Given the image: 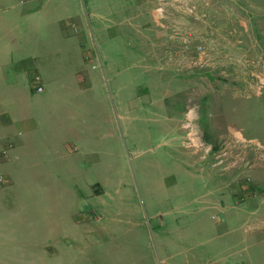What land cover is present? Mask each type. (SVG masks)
Segmentation results:
<instances>
[{"label": "rangeland", "instance_id": "obj_1", "mask_svg": "<svg viewBox=\"0 0 264 264\" xmlns=\"http://www.w3.org/2000/svg\"><path fill=\"white\" fill-rule=\"evenodd\" d=\"M203 1L206 8L212 4V0H81L85 26L77 10L54 13L57 21L52 29L41 28L39 36L31 39L39 41L44 53L56 48V43L58 48L71 52L72 43L86 38L87 59L83 61L79 85L92 89L91 119L95 124L94 120L99 121L101 114L113 108L114 115L116 110L120 115V125L114 137L93 125L92 140L84 142V148L70 139L73 151L68 146L59 154L48 146L55 148L60 141L57 122L64 105L54 106L52 102L42 109L35 99L32 104L28 102V116L39 124L32 143L17 150V145L8 141L0 150V264H219L224 260V248L219 244L232 236L236 238L237 231L218 236L238 226L222 230L212 218V211L202 215L193 212L197 205L190 192L196 190L195 184L175 167L178 156L170 154L164 112L144 104H139L138 110L133 107L137 97H142L144 103V93L154 85L149 72H167L165 52L159 43L157 48L151 45V30L159 21L168 26L174 51L172 72H205L203 93L177 97L179 109L196 110L197 126L209 144L219 146L228 141L240 151L237 168L224 172L241 188L237 199L249 186L258 191V196L264 193L257 189L260 181L252 177L253 170L245 168L247 161L254 170L264 164V152L256 149L264 146V113L247 114V106L264 103V86L260 87L263 75L247 72L249 62L246 55L240 54H244L245 46L241 51L234 50L238 56L232 55L230 60L236 70L242 68L244 72L220 71L230 64L226 66L216 51L226 52L228 48L222 46L220 50L219 45L208 41L206 32L194 26V22L201 27L219 21V14H210L214 19L209 20V14L199 13ZM104 60L120 68L128 67L117 80L123 90V107L116 97V78H112ZM35 75L41 77L43 86L47 78L68 84L73 72H37L32 67L28 82L36 93ZM250 81H254L253 87L247 90ZM43 89L49 92L46 86ZM46 91L40 96L47 95ZM132 95H137L133 101L129 98ZM260 96L261 101H257ZM240 136L249 140L251 147H241ZM75 183L83 187V210L93 218L92 229L80 224L76 231L71 214L67 215L70 220L57 219L64 218L66 208L71 207L62 199L67 190L78 193ZM94 183H99L105 192L102 209L88 203L95 199L88 196L84 186ZM174 183L176 186H172ZM55 199L59 201L58 209ZM190 201L192 204H188ZM91 210H97L96 215Z\"/></svg>", "mask_w": 264, "mask_h": 264}, {"label": "crops", "instance_id": "obj_2", "mask_svg": "<svg viewBox=\"0 0 264 264\" xmlns=\"http://www.w3.org/2000/svg\"><path fill=\"white\" fill-rule=\"evenodd\" d=\"M58 2L56 4V0H27L21 3V0H0V150L3 144L8 141L15 143L17 150L32 143L31 138L39 130V124L33 118H29L27 112L28 102L32 104L33 99L42 109L48 108L52 102H54V106L64 105V108H62L63 113L60 115L61 118L57 122L60 141L57 140L58 143L54 142L57 143L55 148H50L47 145L49 150L55 149L58 151L57 153L63 154L62 150L65 151V148L69 146V150L72 152L73 149L68 142L70 139L77 144H81L84 148V142L92 140L93 125L96 129L109 132L110 136L113 137L118 133L120 115H118L117 110L114 115L113 108H110L100 115L99 121L94 120L95 124H93L91 119L92 89H85L79 85V81H81L80 72L84 69L83 61L87 59L85 48L89 42H86V38L72 43L71 52L58 48L56 43L54 44L56 48L41 53L39 41L31 42V39L39 36L41 28L52 29V25L57 21V18L53 16L54 13L66 14L77 10L82 25H86L83 20L81 0H58ZM214 3H220L222 6L219 7ZM199 7H201L199 13L209 14V20L214 19V16L210 14H219V21L214 20L211 26L206 23L200 27L198 22H194L196 30L207 33L210 43H215L216 46L219 45L220 50L227 47L226 50L230 52L229 49H231L230 53L227 51L217 53L216 51L217 57L222 58L223 62H227L225 64L227 66L232 62L230 61L232 55L238 56V53L234 50L241 51L245 46V49H243L244 54L242 52L240 54L241 57L246 55L247 62H249L247 72L264 73V0H212L210 9L204 6V1ZM187 23L189 24V22ZM167 29L168 26L156 21L153 30H151V32L153 31L151 45L157 48L156 44L159 43L158 45L162 47L161 51L165 52L164 59H167V72H149L154 85L144 93L146 96L144 103H141L142 97L135 98L137 95H132L129 98H132V101L135 98L133 107L137 110L139 104L140 107L144 104L164 112V122L168 125L166 136L171 150L170 154L178 156L174 159L177 163L175 167L185 172L189 178L193 179L195 184L193 188L196 190L190 192L194 196L193 200L197 205L193 212L196 215H202L206 211H212V218L216 220L218 225L221 224L220 228L222 230H226L230 226H238L236 230L223 231L218 236L220 238L237 231L235 232L237 233L236 238H232V236L231 240L226 239L219 244L221 248H224L222 253L224 260L219 264H264V193L256 198H250L243 204H237L236 196L241 188L235 185L234 180L228 174L199 162L184 147L185 130L183 124L187 111L185 107L183 110H181L182 107L179 109L180 104L177 102V97L187 95L190 92L202 94L205 72H172L174 51L171 48L172 42L171 38L169 39ZM154 49L153 53H155ZM132 51L135 52L134 47ZM133 54L135 55V53ZM226 57L228 58L226 59ZM105 58L108 59L107 56ZM29 60H31V64L28 63ZM104 61L105 67L110 71L112 78H116V97L118 103H121L123 107L120 99L123 90L117 86V80L121 78L125 68L128 67L123 66V68H120L117 64L113 65L112 62ZM100 64L102 65L101 59ZM32 67L36 68L37 72L43 70L45 72H73V77L68 79V84L66 82L58 84L57 81L47 78L43 87L46 86L49 92L44 89L41 94L45 91L48 94L40 96V93L33 92V88L28 82ZM106 68L103 70L105 78ZM220 71L244 72V69L239 68V70H236L230 64L227 68H221ZM206 76L209 77L210 75ZM177 77H180L179 82L176 79ZM253 82L250 81L246 85L247 90L253 87ZM87 91L89 92L87 93ZM262 96L257 101H261ZM263 104L259 102L257 105L247 106V114L261 116L264 113ZM130 107L132 108L131 105ZM172 108H175L174 111L167 113L168 109L171 110ZM76 110H78L77 116L74 115ZM226 117L228 125H231L232 119L228 115ZM4 118L6 119L4 120ZM46 140L45 138L43 142ZM263 169L264 164L259 170L252 169L253 171L250 172L254 179L260 181L256 183L257 189L260 190H264ZM174 184L172 186H176V183ZM62 185L65 186L66 184ZM75 186L78 193L73 190H67L63 193L62 201L65 205L68 202L72 205L69 209L66 208L64 218L57 217V219L70 220L67 215L71 214L76 231L80 230L82 226L80 224H84L83 227L86 226L87 230L92 229L94 228L91 226L93 218L92 216L89 217V214L83 210L85 207L83 187L81 184L76 185V183ZM84 187L88 191V196L95 199L91 203L89 200V205L102 209L103 200L101 199L105 195L102 186L99 183H94L93 185L87 184ZM190 188L192 189V187ZM188 204H192V201ZM55 205L58 209L59 201L57 202L56 199ZM97 210H91V213L96 215ZM215 216L218 218L215 219ZM94 218L96 219V217ZM63 249L66 250L65 247ZM56 254L59 255V249H57Z\"/></svg>", "mask_w": 264, "mask_h": 264}, {"label": "built area", "instance_id": "obj_3", "mask_svg": "<svg viewBox=\"0 0 264 264\" xmlns=\"http://www.w3.org/2000/svg\"><path fill=\"white\" fill-rule=\"evenodd\" d=\"M26 1L27 0H21V3ZM262 75L263 78H261V88L264 86V73H262ZM33 84L35 86L36 93H42L44 91L42 80L39 75H35L33 77ZM198 122L199 118L196 110L194 108H189L186 112L184 122L185 134H187V138H185L184 141L185 149L194 153L200 162L208 164L211 168L220 172H229L237 168V158L240 157V151L236 150L234 146L232 147V143L228 141L219 146L209 144L204 139L202 133H200L199 127L197 126ZM238 139L241 147H251V142L249 140L246 142V139L243 138V136H240ZM256 149L260 153L264 152V146L258 145ZM251 166L250 161H247L245 168L252 170ZM247 181L250 182V179H247ZM248 185H250V183H248ZM256 197H258V192L251 190L249 186L244 194L239 196L236 202L237 204H243L250 198ZM214 218L217 219L218 217L215 216Z\"/></svg>", "mask_w": 264, "mask_h": 264}]
</instances>
